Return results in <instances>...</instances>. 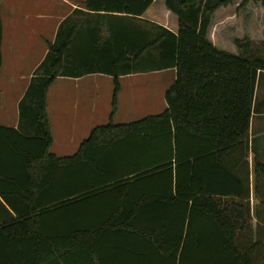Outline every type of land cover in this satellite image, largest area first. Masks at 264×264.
I'll return each mask as SVG.
<instances>
[{"label": "trees", "instance_id": "1", "mask_svg": "<svg viewBox=\"0 0 264 264\" xmlns=\"http://www.w3.org/2000/svg\"><path fill=\"white\" fill-rule=\"evenodd\" d=\"M237 1L85 0L61 23L19 127L0 125V264H264V163L253 159L252 206L247 161L264 43L236 39L234 54L210 38ZM168 70L167 109L115 125L119 79ZM88 75L113 78L110 121L59 158L48 91Z\"/></svg>", "mask_w": 264, "mask_h": 264}, {"label": "crops", "instance_id": "2", "mask_svg": "<svg viewBox=\"0 0 264 264\" xmlns=\"http://www.w3.org/2000/svg\"><path fill=\"white\" fill-rule=\"evenodd\" d=\"M23 2L24 0L1 1L3 40L1 47L2 67L0 73V125L7 129H17L19 127V104L28 89L35 70L43 62L48 52V47H46V49L43 50L38 63L35 64L29 75L19 71L18 68L24 64V61L26 62L28 57L27 51L23 48L27 47V45L17 44L16 42V38L21 34V20H25L26 25V22L30 18L35 20L56 19L50 43L52 44L56 39L61 23L70 17L74 11L81 10L85 0H33L35 4L30 7V10L33 12L32 14L31 11L28 12L27 7L23 8ZM40 10H44L48 14L42 15L38 12ZM34 26L36 29L32 32L33 35L41 37L43 35V31L39 29L43 28L42 26H44V24L34 23ZM174 29L175 28L173 27L171 30L173 31ZM148 74L165 75V78H161L166 82L164 83V88L161 90L159 97L157 95L147 93L144 100L134 98V96L132 97L131 102L126 100L127 89H133L135 81L139 79V77H143ZM148 74L129 75L119 79L121 90L118 95L117 113L113 120L116 119L120 113L125 111L134 113L137 111V108L140 107L152 109L154 107H158L161 114L167 109L165 94L175 81V70ZM21 83H23V85L20 86ZM113 90V78L103 75H88L78 79H57L50 87L47 95V112L53 138V145L50 152L58 145L59 151L63 153H55V156L59 158L72 156L67 155L71 153H69V151L66 153L64 149L74 145L76 133L87 132V135L89 136L91 131L94 129V127H91V123L93 121L95 122V117L97 116V118L106 119V117L102 116L103 112H105V116H109L108 120L110 121ZM262 116L264 117V114H262L261 117ZM257 122L258 125H255L257 132L264 133V122H262V120H257ZM252 129L253 121H251V130ZM87 135L84 133L81 138H86ZM80 144L78 146H80ZM74 150H76V147ZM74 150L72 152H74ZM263 156V152L260 153L257 151L253 154V156L249 153L247 160L249 163V189L252 206H254L255 202L252 171L253 159L257 157L262 163H264ZM2 203L3 202L0 200V204Z\"/></svg>", "mask_w": 264, "mask_h": 264}, {"label": "rangeland", "instance_id": "3", "mask_svg": "<svg viewBox=\"0 0 264 264\" xmlns=\"http://www.w3.org/2000/svg\"><path fill=\"white\" fill-rule=\"evenodd\" d=\"M21 1V0H20ZM161 6V1H159ZM242 0L235 2V4L231 7L219 10L213 20V26L210 33V38L216 45L222 46V49L228 51L230 53L237 54L236 48L233 42L236 39H244L249 38L253 40L256 47H259L261 52H263L262 43H264V5H253L249 4L245 10H239V6L241 5ZM35 2L33 0H24L22 3L23 8L27 7L28 12L31 11L30 7L34 5ZM163 7V5H162ZM158 10V9H157ZM42 15L48 14L44 10L38 11ZM33 12L31 11V14ZM57 18V17H56ZM174 17L171 15H164L158 13V11L153 10L146 19L159 23L169 29L174 27L172 23ZM21 34L16 38L17 44L27 45L25 50L27 51L28 57L26 62L20 66L19 71L25 73L26 75L32 71L33 67L36 63H38L43 50L48 47L51 43L52 39V32L53 27L55 26L56 19L53 20H35L30 18L25 25V20H21ZM34 23H42L44 26L43 28L39 29L43 31V35L41 37H36L33 35V31L36 29ZM175 23V22H174ZM33 45V46H32ZM24 50V52H25ZM143 76V75H142ZM165 75L159 74H148L144 75L143 77H139L134 83V88L127 89V97L126 100H132V97L143 99L147 96V93L154 94L159 97L161 90L164 88V83L166 82L163 78ZM170 76V75H169ZM165 78V77H164ZM108 80V79H107ZM23 83L20 84V86ZM113 85V83H112ZM103 102V101H102ZM103 112V117L106 119H100L97 116L95 117V122L91 123V127L96 128L100 126H105L109 123L108 117L105 116ZM161 114L158 107L147 108V107H140L137 108V111L134 113H129L125 111L120 113L116 119L113 120L115 125H126L131 124L137 121H140L149 116H155ZM264 114V75H260L256 87V94H255V101H254V112H253V129L251 130L250 134V154L253 156L257 151L260 153H264V133L257 132L255 125H258L257 120H262L264 122V117L261 115ZM97 118V119H96ZM87 132H78L76 133L74 145L70 147H66L64 151L67 155H73L76 150L78 149V145L82 143L85 139L88 138H81L82 135ZM57 139V138H56ZM58 140V139H57ZM76 147V150L74 148ZM259 149V150H257ZM74 150V152H72ZM52 154L58 153L61 154L63 152L59 151V146H55L51 150ZM64 152V153H65ZM264 157V156H263Z\"/></svg>", "mask_w": 264, "mask_h": 264}]
</instances>
